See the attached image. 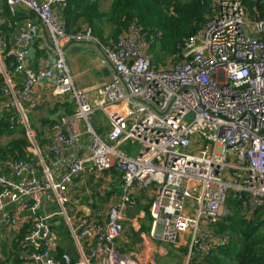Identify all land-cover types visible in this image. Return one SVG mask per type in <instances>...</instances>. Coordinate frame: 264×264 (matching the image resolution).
<instances>
[{"label":"built area","instance_id":"2783aa9c","mask_svg":"<svg viewBox=\"0 0 264 264\" xmlns=\"http://www.w3.org/2000/svg\"><path fill=\"white\" fill-rule=\"evenodd\" d=\"M67 1L0 0L11 13L23 7L34 14L50 38L38 70L27 65L28 49L38 34L33 22L14 35V48L0 53L6 95L0 112H11L32 143L28 156L0 159V229L28 226L20 242L27 248L25 264H135L117 240L133 190L154 186L150 235L169 244L188 238L186 260L199 264L228 244V236L215 226L226 215L229 191L249 217L264 219V15L256 10L257 0H251V9L242 0H211L215 13L165 65L152 62L137 19L112 45L102 44L90 30L71 36L62 13L54 10L56 5L64 10ZM69 38L100 44L112 67L107 81L91 89L75 87L59 45ZM6 59L22 74L18 87L6 72ZM44 79L61 94L59 102L74 109L49 126L46 156L22 110ZM88 94L95 95L92 103ZM97 110L107 120L105 134L90 122L89 114ZM110 170L121 180L119 201L109 206L105 222L83 217L77 231L71 228L75 261L66 251L58 255L51 221L68 219L69 190L85 173ZM84 242L90 243L87 254Z\"/></svg>","mask_w":264,"mask_h":264},{"label":"crops","instance_id":"0c3cea01","mask_svg":"<svg viewBox=\"0 0 264 264\" xmlns=\"http://www.w3.org/2000/svg\"><path fill=\"white\" fill-rule=\"evenodd\" d=\"M55 12L65 13L66 10L54 6ZM64 17V16H63ZM207 18V17H206ZM68 19V18H67ZM68 32L74 36L76 32H71L80 28L81 21L78 19H68ZM27 22L37 25L38 34L32 42L35 50V57H29L27 65L32 70H38L42 65L41 57L48 52L50 38L46 29L41 25L36 16L24 9L16 7L13 12L0 4V53H4L10 48H14L15 39L22 31ZM80 32V31H79ZM99 40V39H98ZM102 44L103 41L99 40ZM112 43V42H110ZM63 57L72 76L73 83L79 89H91L93 86L102 84L110 77L112 67L104 60L100 50V44L92 40L82 41L69 38L59 41ZM9 60L10 64L7 63ZM8 64V67H7ZM5 69L8 75L15 80V84H22V74L13 71L12 59L5 60ZM7 75V76H8ZM3 77V76H2ZM5 83V78L3 79ZM61 94L47 80H42L31 92V101L22 104V110L26 115L27 123L30 126L35 144L40 148L44 156L47 154V147L51 143L52 134L49 126L59 121L62 117L74 112L72 107H66L59 102ZM89 101L92 103L95 95L88 94ZM33 104V105H31ZM91 124L100 134H105L108 123L103 113L99 110L89 114ZM25 129L23 128L22 132ZM29 143L25 149V156H28L31 141L26 135ZM124 149H127L124 147ZM82 153V150H80ZM38 164L37 161H35ZM69 198L66 203L67 220L56 217L51 221V228L55 230L56 253L60 255L63 251L71 254L73 261L78 258L75 242L71 234V228L77 231L79 221L83 217L98 223L106 220L109 206L117 203L122 194V185L119 175L115 170H110L101 174L85 173L79 177L69 190ZM157 189L148 186L141 190L135 189L131 193L133 203L125 210L122 224L123 231L118 237V247L132 254L135 264H144L152 261L153 264H189L186 260L188 245L185 237H181L175 244L162 242L150 235L151 217L149 206L156 197ZM53 204L52 201L50 202ZM25 217V214L18 212L17 216ZM20 230L0 229V264L12 262L13 242L19 243ZM84 254L90 249V243L84 242L81 246ZM18 255V251H17ZM202 263V260L199 264ZM93 264H97L94 262ZM190 264H195L190 261Z\"/></svg>","mask_w":264,"mask_h":264},{"label":"trees","instance_id":"16d2710c","mask_svg":"<svg viewBox=\"0 0 264 264\" xmlns=\"http://www.w3.org/2000/svg\"><path fill=\"white\" fill-rule=\"evenodd\" d=\"M101 1L104 2V0L67 1L64 9L66 11L62 14L63 19H79L82 24L80 28L72 30L71 32H76L72 34L90 30V33L103 41L104 45H112L128 23L137 19L144 27L148 42L153 41L150 47L148 43L147 50H152L156 58L155 50H164L163 53L166 55L177 54L184 39L194 34L205 18L213 15L216 10L215 4L210 3L211 0H106L108 4L105 11L101 7ZM242 2L251 9L253 4L251 0ZM255 5L260 15H264V0H257ZM106 19L110 25L115 26L110 39H104L102 36V25ZM66 30L70 32L67 23ZM155 41H161V48L155 46ZM7 63L10 64L9 60ZM4 92V81L0 74V105L5 100ZM23 128L11 112H0V137L3 134L11 136L6 143H0V159L25 156L29 141L24 131L22 132ZM229 192L225 203L230 212L221 217L215 226L218 233L228 236V244L216 247L211 255L202 259L201 264H264V219L256 214L249 217L241 200H238L232 191ZM27 227L23 225L19 229L20 240L19 243L13 242L11 252L14 258L9 264H25L23 257L27 248L20 242Z\"/></svg>","mask_w":264,"mask_h":264},{"label":"rangeland","instance_id":"374dc122","mask_svg":"<svg viewBox=\"0 0 264 264\" xmlns=\"http://www.w3.org/2000/svg\"><path fill=\"white\" fill-rule=\"evenodd\" d=\"M210 3L212 4L213 2L210 1ZM107 4L108 1L104 0V2L101 1V7L102 9H104L106 11L107 8ZM214 4V3H213ZM109 23V20H104L103 21V25H102V36L105 37L104 39H110V37H112V29L115 28V26ZM151 42H153L152 40L149 42V47L151 46ZM155 46H158L159 48H161L162 43L161 41H155L154 42ZM157 52V58L155 57V55L152 53V50H147L149 56L151 57V59L153 60V62H155L154 64L156 65H165L167 62H171L172 59V55H166L164 54V50H155ZM166 52V51H165ZM167 53V52H166ZM11 139L10 135H5L3 134V136L0 137V143L4 144L6 143L8 140ZM124 149V147H123ZM229 208L227 207V205L225 204V209H224V213L227 214L229 213Z\"/></svg>","mask_w":264,"mask_h":264},{"label":"water","instance_id":"95a60500","mask_svg":"<svg viewBox=\"0 0 264 264\" xmlns=\"http://www.w3.org/2000/svg\"><path fill=\"white\" fill-rule=\"evenodd\" d=\"M32 44V43H31ZM28 54H29V57L31 58H34L35 57V50L34 48L32 47V45L29 47L28 49ZM190 115L186 116V119L189 118Z\"/></svg>","mask_w":264,"mask_h":264}]
</instances>
